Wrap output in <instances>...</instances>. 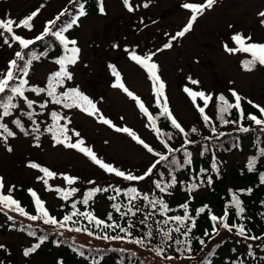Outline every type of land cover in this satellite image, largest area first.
Masks as SVG:
<instances>
[{"label": "rangeland", "instance_id": "374dc122", "mask_svg": "<svg viewBox=\"0 0 264 264\" xmlns=\"http://www.w3.org/2000/svg\"><path fill=\"white\" fill-rule=\"evenodd\" d=\"M72 1L0 0V19L11 18L19 22L31 11L39 9L38 15L31 22V31L13 26L15 34L35 40L43 33L49 21L69 9ZM186 2L203 3V0H130L134 7L131 12L124 6L123 0H103L104 14L99 17L86 16L65 33L68 38L78 42L81 51L78 62L68 66L73 79L65 81L64 88L60 90L78 86L96 103L104 118L116 127L133 130L154 152L162 155L167 153V148L152 129L148 118L126 92L112 87L115 77L109 65L115 66L124 86L151 112L152 105L157 101L153 83L147 71L130 59L132 50L141 56L156 53L152 61L158 65L157 74L165 84L164 96L167 97L168 108L182 128L190 125L201 127L202 116L197 105L204 106L199 97L194 103L184 91L185 87L192 91H203L213 97L205 108L209 118L213 116L218 94L234 102L231 96L233 90L242 98V109L253 107L252 104L264 107V69L243 71L240 61L251 57L250 54L242 51L230 54L223 47L225 43L229 47H237L231 39L236 33L251 36L250 43L264 44V24L261 22L264 17L259 16L260 12H264V0H217L211 9L205 10L198 17L193 29L184 37L172 41L171 48L157 51L186 25L191 16L189 10L181 7ZM145 3L148 7L143 6ZM8 37L11 47L0 36V74L5 73L9 62L16 59L15 53L22 51L18 42H13L9 34ZM57 70V64L35 63L28 72V83L31 86H42L47 76ZM189 77L199 83L191 84ZM25 96L34 101L33 110L23 98L18 97V108L10 117L2 119V123L7 124L15 135L7 137L5 142L6 134L0 130V177L4 181L0 194H9L8 190L16 185L29 184L45 206L54 204L52 189L55 186L79 187L111 182L121 186L133 184L141 192L152 190L153 174L142 181H127L105 172L78 149L56 144L45 129L52 123L49 113L56 112L70 121L66 125L69 134L67 142L75 143L82 139L84 146L91 148L103 162L126 174L140 176L155 163L156 155L149 153L128 134L115 131L114 127L99 122L96 116L59 107L51 103L44 93L37 95L30 91ZM41 104L46 106L42 108ZM30 110L31 119L26 115ZM17 119L29 133L27 136L20 133L12 123ZM32 119L39 126L38 132L33 131L36 127ZM259 119H264V116L260 114ZM74 132H79L80 136L76 137ZM8 147L12 148L11 152L7 150ZM244 158V154L235 153L223 159L222 166H238ZM30 163L47 168L55 175L47 177L37 168L29 167ZM65 176L77 179L68 185ZM21 244L27 243L17 235L0 236V245L3 246L0 248V264H33L22 255ZM3 249L12 251L10 256Z\"/></svg>", "mask_w": 264, "mask_h": 264}, {"label": "trees", "instance_id": "16d2710c", "mask_svg": "<svg viewBox=\"0 0 264 264\" xmlns=\"http://www.w3.org/2000/svg\"><path fill=\"white\" fill-rule=\"evenodd\" d=\"M80 3L84 4L86 10V15L80 19L89 15L96 17L102 15L99 12V0H76L75 3L72 1L67 14L56 22L55 28L62 26L72 15H75ZM1 37L9 41L7 32ZM22 52L25 59H28L29 54L32 52L39 56V59L34 60L31 66L35 63L56 64L55 61L64 55L63 46L53 36H46L42 40L35 41L34 44L30 45L28 49H23ZM41 53L45 54L40 55ZM249 59L251 57L243 58L240 61V68L243 71L245 70L242 67V61ZM17 63L22 66L24 61L18 60ZM259 69H264V66L257 64L252 71ZM49 75L45 84L39 87L46 88ZM19 79L27 80V76H19L17 80L10 82V85L18 84ZM31 87L36 86H31L29 83L25 85V88ZM27 92L30 91H26L25 94ZM60 92H62L60 88H57V93ZM42 93L52 103V99L47 95V92ZM7 95H10V92L0 95V100ZM220 95L223 94H218L217 98ZM225 98L231 102L229 98ZM13 103L17 107L10 109L11 115L18 108V97L13 100ZM55 105L63 107L62 105ZM218 106L219 102L216 99L210 122L206 124L201 118V127L190 125L183 128L185 135V133L175 129L167 117L161 114V109L157 106V103L152 105L149 114L156 119V127L159 129V135H157L160 141H164L162 143L164 146L167 144V153L164 155L169 157V161L176 158L183 164L184 152L187 151L191 153L192 163L179 169L176 166H171L172 171L170 172L169 162L161 161L153 169L152 190L150 192H141L133 184L121 186L109 182L107 184H86L74 187L77 192L65 198L64 191L70 190L73 186H55L52 189L54 204L44 206L51 217L56 218L57 221H63L64 216L71 215L74 211L71 205L75 202V210L82 213H91L107 225L118 224L119 228L105 227L104 225L97 227L94 220L89 221L84 216H73L72 221H75V223L70 221L64 227H61L59 223L56 225L46 224L44 218L36 210L34 198L31 195V192H33L31 186L22 184L11 187L12 191L9 194L20 203V206L28 215H35L38 218L29 220L27 216L20 215L17 211L0 206V236L17 235L22 241H25L26 245H20L21 253L26 260L33 262V264H264V184L260 182V174L264 173V157L259 156L260 151L264 150V131L261 130L262 126L246 119L248 114L260 118L259 110L253 107L241 108L244 113V117H242L240 111L232 109L224 115V121L232 122L225 123L218 118ZM71 109L80 111L76 107ZM52 112L49 113L51 119ZM81 112L88 115L86 112ZM0 114H2V109H0ZM91 117H95V115ZM2 119H0V123H2ZM61 120L65 121L64 119ZM31 121L33 122L34 119ZM53 123L52 120L51 125ZM64 123L59 122L60 125ZM37 126L35 125L36 128ZM242 127H247L249 131H240ZM193 128L197 131L192 132ZM203 129L205 132H203ZM17 130L24 135V132L18 127ZM47 133L52 136L51 132L47 131ZM66 134L69 137V134ZM167 134H171V139ZM186 140L190 143L186 144ZM168 148L178 151L169 153ZM235 153L245 155L243 162L238 166L223 168L222 160ZM252 157L258 159L255 170L249 172L247 164ZM158 159L159 156L156 155V160ZM214 162L218 172L212 168ZM37 169L39 170V168ZM202 169L205 170L203 173L201 172ZM161 173H163V179ZM172 175L176 176L177 183L167 193H161L155 187L154 181H159L163 186L164 182L171 181ZM209 177L212 180L211 184L207 183ZM191 184H197L199 187L189 192L187 188ZM132 187H135L141 193V196L130 202L125 193L127 189ZM94 188H107L108 191L96 192L88 204L85 205L83 203L85 193ZM249 188L252 189L251 194L246 191ZM114 189H121V194L117 196ZM241 190L245 191L241 192ZM233 192L239 194L246 211L244 219L238 220L234 215V209L229 208V220L227 222L229 224L234 222L244 223L249 236L261 237V239L242 238L235 234V229L229 232L220 227L219 224H217V232H213V222L210 220V215L222 216L231 203ZM144 194L149 196V200L143 199ZM113 196L116 197L115 200L111 199ZM152 198L165 200L172 209L167 214L168 216L183 215L182 205L189 204L190 215L195 217L196 224L192 228V232L189 233L187 240L182 234L185 228L181 227L180 232L172 231L170 233L171 240L164 242L162 232L169 228L175 229L180 225L172 220H169L167 225L160 223L164 217L161 216L158 206L154 209L150 204L149 201ZM113 204L126 205L136 214L132 215V212H128L127 208L124 207L117 212L113 208ZM205 206V213L197 216L195 210ZM109 214L112 216L111 220L108 219ZM9 217H12V219H9ZM185 223L191 224V221ZM129 224L133 225L130 229ZM76 228H81L82 231L77 232L74 230ZM120 228H124L126 231L122 232ZM69 229L73 230L70 231ZM150 230L152 231L151 238L146 235ZM89 232L92 235H89ZM105 236L109 239H104ZM116 236L120 239H111V237ZM40 237H46L43 243H40ZM176 239L185 240V243L177 245L175 243ZM200 239L204 240L203 245L199 242ZM138 240H143L144 243L142 245L136 243L135 241ZM189 242L191 250H187ZM35 244H40V247L35 252L25 256L24 251ZM249 245L252 246L251 250L254 253L252 257L248 255ZM161 246H163V252L161 255H157L156 249ZM2 251L9 254V256L12 252L7 249ZM168 256L173 257V259H167Z\"/></svg>", "mask_w": 264, "mask_h": 264}, {"label": "snow or ice", "instance_id": "6c2138e0", "mask_svg": "<svg viewBox=\"0 0 264 264\" xmlns=\"http://www.w3.org/2000/svg\"><path fill=\"white\" fill-rule=\"evenodd\" d=\"M75 3L76 0H73ZM124 6L127 8L128 11H134V7L130 3V0H123ZM217 3V0H203V3H191V2H186L181 5L182 8L189 10L191 12V16L189 17L186 25L178 32L175 33V35L171 36L170 40L168 43L164 44L162 49H158L157 51H163L164 49H168L172 47V41L177 40L178 38H182L185 36L186 33L191 31L193 29V25L197 21L199 16H202L207 9H211L215 4ZM144 7H148V4L145 3L143 5ZM43 7V5L41 6ZM68 10L65 9L62 11L54 20L49 21L48 24L45 26L44 31L41 35L37 36L35 40H30V39H24L21 36L15 34L13 26L15 27H23L25 29H28L29 31L32 30V21L34 18L38 15L39 9L36 11H33L30 13L28 16L25 18L21 19L19 22L11 19V18H6V19H0V29L3 31H0V36H3L5 32H7L11 36V40L13 42H18L20 48L23 49H28L30 45L34 44L35 41L37 40H42L46 36H53L55 37L56 40L59 41V43L63 46L64 49V55L60 58H58L55 62L58 65V70L51 73L48 77L47 85L46 88H41V87H31V88H25V85L28 84V80L26 79H19V83L16 85H10V82H13L19 78V76H27L29 67L31 66L32 62L34 60L39 59V56L35 53L32 52L29 54V58L25 59V55L23 54L22 51H17L15 53L16 59L12 60L9 62L8 69L5 73L0 74V95L5 94L6 92H10V95H7L6 97H3L2 100H0V109H2V114H0V119L3 117H7L11 115L10 109H15L17 107L16 104L13 103V100L16 97L23 98L25 102L27 103V106L29 108L32 107L34 101L29 100L25 96L26 91H31L35 92L37 95H39L42 92H47V95L51 97L52 103L62 105L64 108H79L80 111L86 112L88 115L93 116L95 115L99 122L103 124H107L109 127H114L115 131L117 132H123L128 134L133 140L136 141V143L141 144L149 153H152L154 156L158 155L159 159L155 161L147 169V171L140 176H135L132 174H126L124 171L119 170L115 168L114 166L103 162L101 159L97 157V155L93 152L91 148L85 147L84 146V141L82 139H78L75 143L67 142L69 141V137L66 134L67 133V128L66 125L70 121L67 120L66 117H61L58 115L56 112H52L51 117L53 120V124L49 126L45 131L51 132L52 134V139L55 141L56 144H64L65 147H70V148H76L79 151H81L84 155L89 157L95 164H97L99 167H101L105 172L115 174L118 177H121L127 181H142L146 177L150 176L153 174V169L156 168L158 164L161 163V161H168L169 162V171H172L171 166H176L177 169L183 167L184 165H190L192 163L191 160V153L190 152H184V161L183 164H181L176 158H172L169 161V157L166 155H162L159 153L154 152L153 148L150 147L147 143H145L133 130L127 128V127H116L111 123L110 120L106 119L103 117L102 114H100L99 109L97 108L96 103L86 94H84L79 87H71L67 88L66 90L57 93V88H64L65 81H71L73 79V74L69 71L68 66L69 65H75L78 62L79 59V54H80V48L77 46L78 42L75 39H70L68 38L65 33L68 32L70 28L73 27V25H76L78 20L86 15V10L84 7L83 3H80L77 10L76 14L72 15L71 18L62 26L55 28L56 22L60 20L62 16H65L67 14ZM99 12L101 14L105 13V8L103 6V0H99ZM260 17H264V12L259 13ZM262 24H264V20L261 21ZM55 28V30H53ZM232 41L237 45L236 48L229 47L227 43L223 45L224 50L230 54H234L237 51H242L245 53L250 54L251 59L242 61V67L245 71H252L253 68L257 64L264 66V44L261 43H250L251 41V36H244L242 33H236L231 37ZM4 43L8 44L9 47L12 45L9 43L8 39L4 40ZM71 45V47H69ZM45 53H41L40 55H44ZM156 53L152 52L149 54H145L143 56L136 54L135 50H132L130 52V59L136 62L138 65L143 67L148 75L149 78L151 79L153 83V88H154V95L157 97V106L161 109V114L165 115L167 119L171 122L172 126L179 130L181 133H185V130L182 128V126L177 122V120L174 118L172 113L170 112L168 108V100L167 97L164 96V88L165 84L164 82L160 79L159 75L157 74L158 72V65L152 61V57L155 56ZM24 61L23 65L21 66L20 64L17 63V61ZM109 68L112 71L113 76L115 77V82L112 84V87L114 88H120L126 94L136 102L137 106L139 107L140 111L144 113V115L148 118L149 123L152 127L153 130L157 132L159 135V129L156 127V119L149 114L148 109L145 107L143 102L135 96L131 91H129L124 84L122 83L120 73L116 70L115 66L109 65ZM191 84H198L199 81L193 80L191 77L188 78ZM184 91L192 98L193 102L195 103L196 98L199 97L202 101L204 106L201 107L197 105L198 111L200 112L203 120L205 123L210 122V118L208 115L205 114V108L208 106L209 102L213 100V97L210 94H205L203 91H192L188 87L184 88ZM231 96L234 99V102H229L228 99L225 98L224 95H220L218 98H216L219 102L218 106V118L225 123L232 122V121H224V115L226 113H229L230 110L236 109L237 111H240L241 116L244 117V113L241 110V101L242 98L240 95L235 92L234 90L231 91ZM248 103L252 104L251 101H248ZM45 104H41L40 107H45ZM254 108H257L262 116H264V107H261L256 104H252ZM28 115V118L31 119L32 114L31 113H26ZM61 119L65 120V123L63 125L59 124V121ZM247 120L253 121L256 125L262 126L261 130L264 131V119H259L257 118L256 115L248 114L246 116ZM12 123H14L24 134L27 136L29 133L25 130L24 126L21 124L20 120H13ZM35 123V121H33ZM0 130H2L3 133L6 134L4 137L5 142H7V137H13L15 133L11 131L7 124L0 123ZM33 131L38 132L39 131V126L37 128L33 129ZM192 132H196L197 130L193 128L191 130ZM213 131H215L213 129ZM240 131L243 132H248L249 129L247 127H242ZM74 135L76 137L80 136L79 132H74ZM169 139H171V134H167ZM186 135V133H185ZM37 140H39V136L36 137ZM207 139V138H206ZM164 143V141H161ZM185 143H190V141L186 140ZM39 146V145H37ZM165 147L167 148V144H165ZM9 152L12 151L11 147H8L7 149ZM173 151H178L174 150L172 148H168V152L171 153ZM260 157H264V150H261L259 153ZM257 157H252L249 159L247 168L249 172H252L256 168L257 164ZM31 168H39L40 171H42L47 177H53L55 173L49 171L47 168H40L37 164L35 163H30L28 165ZM212 168L214 171L218 172L217 166L215 162L212 165ZM205 170H201L203 173ZM161 178L163 179V173H161ZM77 178L74 177H69L65 176L64 180L67 182L68 185H72ZM260 182L264 184V173L260 174ZM47 183V181H45ZM89 183H94V181H89ZM177 183V178L175 175L171 176V181L170 182H164L163 186H161V183L159 181H154L155 187L159 189L161 193H167L170 188H172L175 184ZM208 184L212 183L211 178L209 177ZM199 185L197 184H191L188 185L187 190L189 192L197 189ZM4 188V181L3 178L0 177V190ZM9 193H11L12 189L8 190ZM31 191V190H30ZM104 191L107 192L108 189H100V188H94L87 193H85V198L83 200V203L85 205L88 204L89 200L93 197V195L96 192ZM116 192V195L119 196L122 192L121 189H114ZM245 190H241L243 192ZM248 194H251L252 189L249 188L246 190ZM77 192L76 188H70V190L64 191V197L67 198L70 195L74 194ZM31 195L34 198V203L36 206L37 212L44 218V223L46 224H52L56 225L57 223L60 224L61 227H64L68 222H73L72 217L73 216H84L85 219L89 221L95 222V225L97 227L104 225L105 227H117L119 228L120 226L118 224L116 225H107L105 222L99 218H95L91 213H82L79 212L76 209V203L74 202L71 207L74 209V211L71 213V215H66L63 217V221H57L56 218L51 217L48 213V211L45 209L43 202L36 197L35 192H31ZM127 196L128 200L131 202L132 200L138 198L141 196V193L138 192V190L135 187L127 189V192L125 193ZM111 199L115 200L116 197L113 196ZM144 200H149V196L147 194L143 195ZM150 204L152 207L155 209L157 206L160 210L161 216H163V220L160 222L164 225H167L169 220H172L176 222L180 227H177L175 229L169 228L166 231L162 232V239L166 243L168 240L172 239V236L170 233L172 231L180 232L181 227L185 228V231L182 233L185 237V240H187L189 233L192 232V228L196 224L195 217L190 215L189 212V204L185 203L182 205L184 211L183 215H175V216H168L167 214L172 211L170 209L169 205L165 202L164 199L160 198H152L150 201ZM0 206L7 207L10 210L17 211L20 215L27 216L29 220H36L38 217L35 215H28L24 209L20 206V203L12 198L10 194L5 195V194H0ZM124 207L127 208L126 205H121V204H113V208L119 212L120 209ZM229 208L234 209V215L238 220H243L244 219V214H245V207L243 206V201L240 199V196L238 193L233 192L231 195V203L226 208L224 214L222 216H216L215 214L210 215V220L213 222V232H217V224H219L220 227H223L229 232H232L233 229H235V234L246 239H261V237H255V236H249L247 234L246 226L244 223H232L229 224L227 221L229 220ZM128 212H132V215H135L136 213L132 211L131 208H127ZM139 211V209H137ZM206 211V206L201 207L199 209H196V215H200L202 213H205ZM9 219H12V217H9ZM109 220L112 219L111 214H109L108 217ZM186 221H191V224H186ZM143 223V221H141ZM129 229L133 227L132 224H129ZM70 231L73 229H69ZM77 232L82 231L81 228H76L74 229ZM120 231L124 232L126 231L124 228H120ZM89 235H92L91 232L88 233ZM149 238L152 236V231L150 230L146 234ZM46 237H40V243H43ZM104 239H109V237L105 236ZM111 239H120V237H111ZM199 239V238H197ZM185 240H180L176 239L175 243L177 245L184 244ZM138 244H143V240H138L135 241ZM199 242L203 245L204 240L200 239ZM3 246L0 245V248ZM40 247V244H35L31 248H28L24 251V255L28 256L31 253L35 252L37 248ZM252 246L249 245V252L248 255L250 257L254 256L253 251L251 250ZM187 250H191V245L190 242L188 243V248ZM163 252V246L160 248L156 249V254L161 255ZM167 259H173V257L168 256Z\"/></svg>", "mask_w": 264, "mask_h": 264}]
</instances>
